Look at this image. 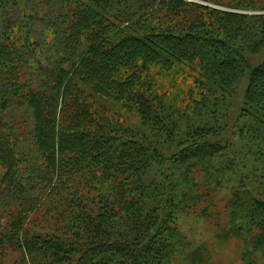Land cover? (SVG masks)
I'll use <instances>...</instances> for the list:
<instances>
[{
  "label": "trees",
  "instance_id": "16d2710c",
  "mask_svg": "<svg viewBox=\"0 0 264 264\" xmlns=\"http://www.w3.org/2000/svg\"><path fill=\"white\" fill-rule=\"evenodd\" d=\"M202 1L237 11L0 0V264L7 246L19 264H169L181 185L231 171L232 137L264 141V0ZM222 103V121L201 119ZM238 200L264 253V200L245 188ZM43 211L65 225L32 232Z\"/></svg>",
  "mask_w": 264,
  "mask_h": 264
},
{
  "label": "rangeland",
  "instance_id": "374dc122",
  "mask_svg": "<svg viewBox=\"0 0 264 264\" xmlns=\"http://www.w3.org/2000/svg\"><path fill=\"white\" fill-rule=\"evenodd\" d=\"M186 1L233 10L210 1ZM25 3L29 6L33 0H26ZM251 11L238 9V12L243 13ZM260 12L264 13V10ZM178 81L179 89L183 92H187L192 84L191 80L189 83L182 82L181 79ZM160 84L168 87L169 81L164 79ZM101 100L108 109L123 113L132 124L139 123L141 118L137 113L120 108L119 103L113 100ZM182 102L181 99L180 103ZM229 112H232L231 108L222 103L219 107H214L213 112L209 114L201 112V119L209 123L218 118L222 121ZM183 113L182 110L176 116L183 120ZM248 118L253 120L250 117L246 119ZM184 128L177 132L178 137L185 131ZM232 140L235 161L231 171L206 172L199 168L192 172L190 183L181 185L188 198L184 210L178 215L177 228L180 239L173 244L174 253L169 259V264H264V253L255 250L251 242L258 233L251 229L250 223L242 219L244 206L238 200L241 188L264 200V141L251 139L248 135H236ZM163 148L169 149L168 145ZM46 207L50 205L47 204ZM236 207L239 209L235 210ZM51 216L52 214L45 215L44 211L34 214L29 223L32 232L52 233L65 225ZM6 249L1 264H19L21 252L9 246ZM28 264H31V261Z\"/></svg>",
  "mask_w": 264,
  "mask_h": 264
}]
</instances>
